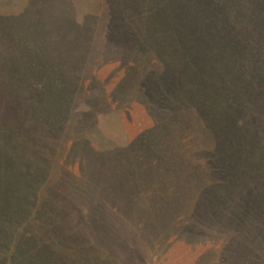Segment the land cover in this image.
<instances>
[{
  "label": "trees",
  "instance_id": "16d2710c",
  "mask_svg": "<svg viewBox=\"0 0 264 264\" xmlns=\"http://www.w3.org/2000/svg\"><path fill=\"white\" fill-rule=\"evenodd\" d=\"M147 2L155 30L163 37L174 34L179 20L190 22L197 29L199 23L209 22L203 10L217 9L212 31L216 34L223 30L225 36L223 41L215 40L219 46L211 52L214 64L227 63L229 58L223 61V57H228V47L244 54L245 59L249 55L248 45L237 38L239 25L235 18L248 24L256 20L261 12L255 3L246 5V14L232 11L224 17L212 0H178L182 10L175 15L164 4L157 7L152 0ZM116 3L99 0L102 10L97 31L104 39L112 38L108 21ZM36 7L23 10L19 17L24 22H13L11 14L0 18V103H5L0 106V264H114L113 247L103 246L105 241L99 237L96 240L102 246L95 245L84 235L83 225L79 226V199L87 191L96 195L89 228L112 232L127 249L137 244L145 249L149 245L158 248L178 236L206 243L213 236L220 248L231 245L226 258L217 254L214 262L232 259L234 264H245V260L259 259L258 249L264 243V213L256 216L246 210L248 202L241 198L250 189L249 184L241 180L232 182L226 157L215 150L217 146L210 150L203 145L206 124L202 128V118L179 119L176 107L161 103L158 91H149V83L167 87L169 81V76L164 75V62L161 69L156 59L159 53L155 46H142L148 42L142 33L139 37H127L122 42L136 41L137 49L121 50L108 60L115 63L113 68L122 71L114 93L141 103L152 124L122 149L102 153L89 146L84 133L96 112L113 105L103 94L100 103L90 105V112L76 111L84 96V89L79 87L85 85L86 78L62 71L60 59L65 60L70 50L59 51L53 62L42 59L38 40H47L46 51L52 53L61 44L62 35L54 17L49 13V18H44L42 14L46 12ZM170 16L177 20H170ZM136 27V31H142L141 20ZM81 28L80 32L84 29ZM4 37L11 42L1 41ZM95 40L88 32L77 35L73 48H77L74 55L78 60L71 65L89 67L96 75L105 62L91 66L88 59L82 60L84 55L89 57L88 50L97 44ZM203 41L208 45L203 50L210 52V39ZM62 46L66 49V44ZM188 46L189 43L183 44L184 49L193 50ZM232 66L231 62L233 71ZM23 77H43L45 81L41 84L35 79L23 95L19 87ZM234 88L238 89L236 85ZM236 114V110L230 109L229 116ZM178 128L183 131L178 132ZM160 129L165 132L160 151L156 137L149 158L141 150H131L135 144L145 145L148 134L154 131L157 135ZM144 162L147 165L142 166ZM80 223L84 224L83 220ZM133 227L134 230L126 231ZM257 237L260 245L254 241Z\"/></svg>",
  "mask_w": 264,
  "mask_h": 264
},
{
  "label": "rangeland",
  "instance_id": "374dc122",
  "mask_svg": "<svg viewBox=\"0 0 264 264\" xmlns=\"http://www.w3.org/2000/svg\"><path fill=\"white\" fill-rule=\"evenodd\" d=\"M116 1L113 17L108 21V25L111 26L109 29L112 33V38L109 37L111 39H104L103 36H99L97 31L100 10H102L98 6L99 0H50L45 2L42 0H0V18L11 14L14 17L13 22H24L19 16L23 10L26 12L34 5L41 9L42 13L46 12L45 15L42 14L44 18H49V13L54 17L53 21H56V25L61 31V44L52 53H49L46 51L47 40H38L41 42L42 59L53 62L55 56L59 57V51L70 50L69 53L67 52L65 60H59V63L63 65L62 71L70 76L83 78V80L87 79L89 75L92 76L90 80L85 79L84 86L80 85L79 87L84 89L82 91L84 96L83 101L76 105V111H83L85 114L90 112V105L100 103L98 100L103 97V94H105L109 105H113L101 113L92 114L90 126L84 133V139L89 146L102 153L122 149L144 128L152 124L149 112L141 103L132 101L133 99H123L121 94L114 93L115 84L121 77L122 71L113 68L116 66L115 63L108 61L121 50L135 51L138 46L136 41L129 40L123 43L122 40L132 36L139 37L142 33L148 41L142 43V46H155L154 50L159 53V57L156 59L161 63V69L164 62V75L169 76L167 87H160L157 82H153L148 84L149 91L152 93L158 91L161 103L176 107L175 114H178L179 119L181 116L203 119L202 128L206 124V129L202 133L203 145L210 150L217 146L215 150L217 149L223 157H226V164L232 172V182L241 180L244 181V184H249L250 189L244 193L241 200L248 202L246 210L252 211L253 215L261 216V213H264V33L259 31L264 30V0H212L222 9L224 17H227L232 11L248 13L246 5L252 3H255L257 10L261 12L257 17L258 20L249 22V24L243 18V20L235 18L239 25L238 31H236L237 38L243 44L248 45L249 55L245 59L244 54L233 52L228 47L226 49L228 57H223L225 58L223 61H226L227 58L229 60L227 63L223 62L222 66L215 65L211 57V52L219 46L216 41H223L222 38L225 36L223 30L216 34L212 31V18L217 14V9L211 8L208 11L204 9L203 13L209 22L199 23L197 29L193 27L195 25L192 23H183L179 20L174 34L170 33L169 36L163 37L160 32L155 30L154 17L147 0ZM152 1L157 4V7L164 4L173 15L182 10L178 0ZM191 8H194L193 1ZM254 8L256 9L255 6ZM170 17L172 21L177 20L175 16ZM140 20L142 21V31H136L138 30L136 23ZM81 27L84 29L80 32ZM84 32L96 37L97 44L93 46L92 50H88L89 57L84 55L83 59L80 58L86 61L88 59L91 66L105 62L104 67L97 69L96 75L89 67L80 68L79 64L71 65L73 60H78L77 54L74 55L77 48H73V44L76 42L77 35H82ZM185 35L190 36L191 39ZM116 38L117 40L113 42ZM204 38L210 39L211 51L208 53L203 50L205 47L208 48V45L203 41ZM1 41L7 44L11 42L5 37ZM63 43L66 44V49L62 46ZM188 43V47L193 50L183 48V44ZM99 47H102L103 50L100 51ZM194 52L197 53L196 56H194ZM241 61L244 63L239 65ZM231 62L233 71L230 68ZM109 76L113 77L109 78ZM35 79H38L37 81L41 84L45 81L43 77L22 78L19 87L23 95L26 94L29 84ZM234 85L238 89L234 88ZM122 88L124 87L122 86ZM3 105L5 103L1 101L0 106ZM230 109L237 111L235 117L229 116ZM65 117L67 118V116L63 118ZM5 119L4 116L1 117L4 122ZM182 131V128H178V132ZM150 133L145 145L135 144L131 150L136 153L141 150V153L149 158V155L154 152L155 146L152 144L156 137L158 151H160L159 143L163 141L165 132L160 129L157 135L154 134V131ZM145 165L147 162L142 164V166ZM59 185L61 188L63 187L62 184ZM251 191L253 194L250 195ZM80 197L79 226L83 225L84 235L90 237L95 245L102 246V243L96 240L99 237L105 241L103 246L113 247V253L117 256L113 259L114 264H234L232 259L230 261L226 259L213 261L217 254L226 258L227 252L230 251L228 248L231 246L226 244L220 248V244L213 236L207 240L210 242L206 243L205 240L196 243L186 236H178L177 240L172 239L169 243L164 242L158 248L156 245H149L150 248L145 249L137 244L127 249L126 245L124 247L122 243L118 242L119 238L112 232L89 228L93 221L92 207L96 197L95 192L87 191ZM82 220L86 227L80 223ZM184 227L186 226L184 225ZM134 229V227L133 229L127 228L126 231L130 232ZM185 231L189 230L185 229ZM254 241L258 245L261 243L259 237L254 238ZM98 249L101 251L102 248ZM259 249L261 253H259ZM259 249V259L245 260L247 263H244L264 264V243Z\"/></svg>",
  "mask_w": 264,
  "mask_h": 264
}]
</instances>
